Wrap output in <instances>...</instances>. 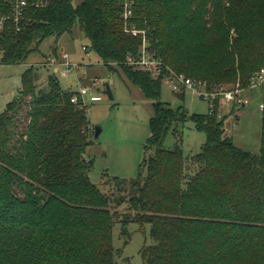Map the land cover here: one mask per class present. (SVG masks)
I'll return each instance as SVG.
<instances>
[{
  "label": "trees",
  "instance_id": "16d2710c",
  "mask_svg": "<svg viewBox=\"0 0 264 264\" xmlns=\"http://www.w3.org/2000/svg\"><path fill=\"white\" fill-rule=\"evenodd\" d=\"M41 2L0 28V66L26 62L46 38L79 24L98 60L153 100L151 134L139 174L113 176L116 190L104 192L84 157L96 127L87 107L55 73L37 90L27 68L0 113V264H116L114 225L127 242L132 221L150 225L142 264H264V108L254 153L225 132L217 103L190 113L160 100L171 70L207 89L247 87L264 67V0ZM12 9L0 0V16ZM144 49L162 74L140 63ZM188 118L206 134L191 158L164 145Z\"/></svg>",
  "mask_w": 264,
  "mask_h": 264
},
{
  "label": "rangeland",
  "instance_id": "374dc122",
  "mask_svg": "<svg viewBox=\"0 0 264 264\" xmlns=\"http://www.w3.org/2000/svg\"><path fill=\"white\" fill-rule=\"evenodd\" d=\"M81 1L74 0V3ZM83 45L87 46V50L83 49ZM62 46L69 52V59L81 65L69 71L65 77L55 72L53 65L48 61L49 56L58 57L61 54ZM54 48H57V54L53 52ZM29 67H33L35 72L37 90H47L48 77L55 73L64 89L78 91L81 86H86L101 96V99L95 101L90 100L88 94L84 96V105L87 107L92 126L102 129L98 137H92L93 140L84 152V157L93 162L89 175L95 184L109 194L116 190L111 179L113 176L131 178L139 174V166L145 156V146L151 134L153 100L147 98L122 72L110 70L98 60L96 53L89 48V41L79 24L73 27L72 33H65L57 41L55 36L46 38L37 50L29 54L24 64L0 66V113L5 109V100H10L17 94L22 73ZM95 79L97 83H94ZM105 83H109L113 98L106 94ZM226 86L233 88L237 84ZM242 88L244 89L241 94L248 98V102L243 106H233L215 101L218 104V116L226 115L225 132L232 137L236 145L258 153L262 136L263 108L260 105L264 104V83ZM160 100L173 108L189 109L190 113H208L210 108V102L190 88L173 89L167 77L161 86ZM175 128L174 133L171 130L166 136L164 145L173 148L179 144L184 155L191 158L199 152L206 134L198 130L189 118ZM91 129L93 134L94 127ZM125 194L121 192V195L127 198ZM125 205V201L122 202L120 210H124ZM127 229L130 238L125 242L121 233L122 224L117 222L114 225L113 244L119 249L116 264H142L141 248L153 241L149 232L150 225L146 224L143 230L139 223L132 221L128 223Z\"/></svg>",
  "mask_w": 264,
  "mask_h": 264
},
{
  "label": "built area",
  "instance_id": "2783aa9c",
  "mask_svg": "<svg viewBox=\"0 0 264 264\" xmlns=\"http://www.w3.org/2000/svg\"><path fill=\"white\" fill-rule=\"evenodd\" d=\"M41 3V0H12V12L10 15L0 16V28L3 27V24L7 19L12 18L15 21H19L23 17L24 10L29 5H39ZM131 13L132 11L130 9L126 10V14ZM134 32L136 33V31ZM146 45H148V43H144V46ZM83 49L87 50V46L83 45ZM48 61L49 64L53 66L63 64L64 68L60 71L62 75H67L69 71L75 70L76 68L81 66L71 61L66 51H62L60 56L58 57L54 55L49 56ZM140 63L143 64L144 67L150 70L154 75L162 74V62L157 58L148 56L146 54L145 49L143 50ZM166 77L169 78L170 85L173 87V89H180L182 87H184L185 89L190 88L195 94L209 101L210 106H213L215 101L224 102L226 104H232L233 106H243L248 102V98L241 94L244 88L240 87L239 84H237V86L233 88L221 86L219 88L207 89L205 86L197 83L194 79L184 76L183 74L175 73L172 70ZM97 82L98 81L95 79L94 83ZM262 83H264V68H261L255 75L251 77L248 86L255 87ZM86 94L90 96V100L92 101L101 99V96L99 94L94 93L91 88L81 86L79 90L73 94V96L71 97V101L74 103H80L81 101L85 104L84 96ZM260 106L261 108H264L263 103Z\"/></svg>",
  "mask_w": 264,
  "mask_h": 264
},
{
  "label": "crops",
  "instance_id": "0c3cea01",
  "mask_svg": "<svg viewBox=\"0 0 264 264\" xmlns=\"http://www.w3.org/2000/svg\"><path fill=\"white\" fill-rule=\"evenodd\" d=\"M61 51H66L65 46H62V47H61ZM66 52H67V51H66ZM67 53H69V52H67ZM68 55H69V57H70V54H68ZM58 56H60V55H58ZM23 64H24V63H23ZM52 67H53V69H54L55 72H59V73H60V71L64 68V65H63V64H59V65H55V66H52ZM60 74H61V73H60ZM67 75H68V74H67ZM67 75H62V74H61V76H64V77L67 76ZM17 93H18V92H17ZM16 95H17V94H16ZM16 95H15V96H16ZM15 96H14V97H15ZM14 97H13V98H14ZM13 98H11L10 100H5V102H4L5 104L3 105V107L5 108V106L7 105V103H8L9 101L13 100ZM101 131H102V130H101Z\"/></svg>",
  "mask_w": 264,
  "mask_h": 264
},
{
  "label": "water",
  "instance_id": "95a60500",
  "mask_svg": "<svg viewBox=\"0 0 264 264\" xmlns=\"http://www.w3.org/2000/svg\"><path fill=\"white\" fill-rule=\"evenodd\" d=\"M105 92L109 96V98H113V93H112L109 83H105ZM186 110L189 111V109H186ZM101 130L102 129L100 127L98 126L95 127V137H98Z\"/></svg>",
  "mask_w": 264,
  "mask_h": 264
}]
</instances>
